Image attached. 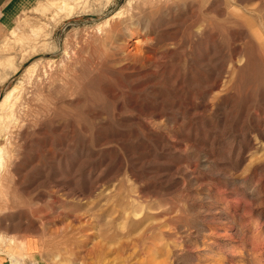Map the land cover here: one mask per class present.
Here are the masks:
<instances>
[{
	"label": "rangeland",
	"instance_id": "rangeland-1",
	"mask_svg": "<svg viewBox=\"0 0 264 264\" xmlns=\"http://www.w3.org/2000/svg\"><path fill=\"white\" fill-rule=\"evenodd\" d=\"M128 1L59 23L53 53L28 31L47 0L0 37L24 58L0 82H22L0 259L30 242L43 264H264V0H131L133 24L64 65Z\"/></svg>",
	"mask_w": 264,
	"mask_h": 264
},
{
	"label": "bare ground",
	"instance_id": "bare-ground-1",
	"mask_svg": "<svg viewBox=\"0 0 264 264\" xmlns=\"http://www.w3.org/2000/svg\"><path fill=\"white\" fill-rule=\"evenodd\" d=\"M47 1L49 2L50 7H52L53 9L50 16L47 19H45L44 22L42 21V22H39L38 24H31L28 29V31L30 32V35L34 37V39L37 40L36 49L35 50L32 49L33 52H35L36 54L39 52H42L45 49H48L49 47L53 49L51 53L55 52L59 48V45L56 40H53V42H48V43L46 42L47 40L51 38L53 28H55L59 23H61L64 20L73 18L74 16H79V15L88 14V13L102 15L109 8V5L112 3L113 0H47ZM147 1H150V0H147ZM138 8H139L138 4L134 7L132 6L131 0H129L127 2V5L124 8L118 9L112 12L110 15H106L100 22L96 24L95 30H96L97 36L95 35V39H93L91 36L90 39H87V41L84 39L85 41L81 44V46L75 45L76 47H71L69 43L64 42L65 43L64 48H63L64 49L63 57L65 58L64 65H66V63L68 62L70 63L71 59H77L79 55H81L80 54L81 48L83 46L87 47L86 46L87 42L88 43H90L91 41L98 42L100 43L99 45L101 46L103 45V47H105L104 43L105 44L106 43L108 44V42L111 43L112 35L115 34L116 29H118V27L123 25L125 26V28H127L128 25H131L134 23V16H135L134 10ZM19 23L21 24L22 21H20ZM2 43L4 44V46H3V49L1 47L0 53H2L4 50L7 49L5 45L7 44V42L4 41ZM1 59H2V56H0V82L5 80L10 74L15 73L24 58H22V60H20L18 63H13L9 59H5L4 61H2ZM80 60L82 61V59ZM52 62L53 60L50 58L46 60L47 64L49 63L51 64ZM41 63H42V60L40 59L35 60V61L33 60V62L30 63L25 68V74H28L30 77L36 76V75L38 77L39 73L37 71H38L39 64ZM44 75H46V72H44ZM37 80L40 81L41 78L38 77ZM30 83H33V82H30ZM21 90H22V82L18 81L17 83L13 84L10 88H8L0 99V140H2L3 142V144L0 143V197L4 196L6 179H7L6 173L9 172V167L11 166L13 156H14L13 134H14L15 129L18 126L17 125L18 120L16 119L15 114L18 109L17 107L21 103L20 102L21 96H22ZM33 90H34V87H33ZM31 92L33 91L31 90ZM2 238L3 237L0 234V241ZM10 241H12V239ZM25 245L26 244L22 242L23 248L25 247ZM10 251H8V256H7L10 258V262H11L10 264H21L20 263L21 261L19 262V260L17 259L18 257L15 256V254H13L12 250ZM0 255H1V252H0Z\"/></svg>",
	"mask_w": 264,
	"mask_h": 264
},
{
	"label": "crops",
	"instance_id": "crops-1",
	"mask_svg": "<svg viewBox=\"0 0 264 264\" xmlns=\"http://www.w3.org/2000/svg\"><path fill=\"white\" fill-rule=\"evenodd\" d=\"M31 1L32 0H0V37L7 29L11 30L13 28L12 25L14 18L17 16V14H19L20 11L27 9ZM33 248V244L30 242L27 243V252L29 256L31 254V259L28 258V260L27 258H24V261H21V264H43L39 260L32 258L36 253V250H33ZM0 264H9L7 258L3 257L0 259Z\"/></svg>",
	"mask_w": 264,
	"mask_h": 264
}]
</instances>
